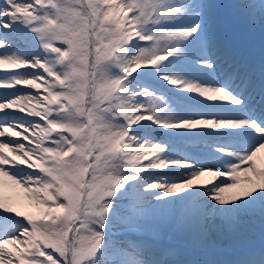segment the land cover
Wrapping results in <instances>:
<instances>
[{"label":"snow or ice","instance_id":"1","mask_svg":"<svg viewBox=\"0 0 264 264\" xmlns=\"http://www.w3.org/2000/svg\"><path fill=\"white\" fill-rule=\"evenodd\" d=\"M217 8L0 2V264H170L167 232L264 229V69ZM229 8L264 28V0ZM187 264H264V247Z\"/></svg>","mask_w":264,"mask_h":264},{"label":"rangeland","instance_id":"2","mask_svg":"<svg viewBox=\"0 0 264 264\" xmlns=\"http://www.w3.org/2000/svg\"><path fill=\"white\" fill-rule=\"evenodd\" d=\"M210 2L216 4L218 6L217 11L220 7V5L223 3L224 5L227 6V14L230 16V18H233L235 21H237L238 23H240L241 21L239 19H237L231 12V9L229 8V4L231 3V0H210ZM224 18V17H223ZM252 30H254L255 35H257L259 33V29L261 28L260 25H256L254 28L250 27ZM264 29V28H261ZM0 74H3L2 70H0ZM3 91V90H0ZM247 219V218H246ZM260 223L259 217H256L254 219H252L251 221H249L245 228L237 235H221V234H217L214 235L210 241L207 244H213L215 243L217 240H220L222 238H226V237H230V242H232L234 240V237L236 238H243L244 236L248 235V232H250L251 229H253L254 227H256L258 224ZM168 239V240H167ZM161 241H165V242H175L178 243V245H180L179 247L172 249L174 251V254L171 256L174 258V261H177V257L178 254L185 252V250H182V247L185 248H190V247H204L206 245H201L198 244L194 241H191V239H188V237L181 235L179 233L176 232H167L165 234H163V236L160 238ZM170 240V241H169ZM194 252H192L191 254V258H194Z\"/></svg>","mask_w":264,"mask_h":264},{"label":"bare ground","instance_id":"3","mask_svg":"<svg viewBox=\"0 0 264 264\" xmlns=\"http://www.w3.org/2000/svg\"><path fill=\"white\" fill-rule=\"evenodd\" d=\"M260 155H261V159L264 160V150H262Z\"/></svg>","mask_w":264,"mask_h":264}]
</instances>
